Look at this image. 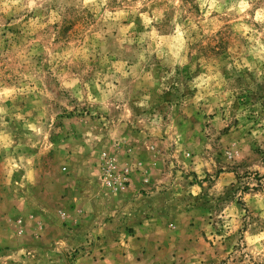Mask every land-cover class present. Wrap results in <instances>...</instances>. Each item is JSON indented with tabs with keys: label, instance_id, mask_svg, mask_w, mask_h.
<instances>
[{
	"label": "rangeland",
	"instance_id": "374dc122",
	"mask_svg": "<svg viewBox=\"0 0 264 264\" xmlns=\"http://www.w3.org/2000/svg\"><path fill=\"white\" fill-rule=\"evenodd\" d=\"M41 4L33 12L48 7ZM217 35L208 47L221 56L230 34ZM64 39L58 25L40 29L27 17L0 28V264H264V88L234 92L229 105L199 99L195 84L181 92L178 81H163L145 100L137 81L101 102L99 88L84 87L88 77L78 84L57 68L62 87L52 75ZM92 208L100 219L130 214L136 223L118 236L109 221L95 247L86 229ZM76 228L83 239L57 240Z\"/></svg>",
	"mask_w": 264,
	"mask_h": 264
},
{
	"label": "clouds",
	"instance_id": "9594fccd",
	"mask_svg": "<svg viewBox=\"0 0 264 264\" xmlns=\"http://www.w3.org/2000/svg\"><path fill=\"white\" fill-rule=\"evenodd\" d=\"M121 2L42 0L41 6L46 3L48 7L35 13L37 0H26L24 4L21 0H0V28L5 23L19 24L26 17L29 25L40 29L58 25L67 39L55 51L57 64L52 75L60 81V72L67 70L78 84L83 82L81 76L88 77L84 87L88 92L90 85L99 88L101 102L113 91L122 92L137 81L146 85L139 90L145 100L153 89L159 93L165 87L163 81H178L181 92L185 84H195L200 89L199 99L213 97L217 104L227 99L229 105L235 99L234 92L247 93L254 88V95H259L264 88V0H193L199 14L189 12L192 3L185 0H135L131 6H120ZM145 6L148 10L141 11ZM129 13L133 19L122 24ZM137 15L143 26L138 39L134 31ZM222 32L230 34L231 46L226 54L217 56L208 45L211 42L216 47L220 39L217 33ZM98 33L102 34L99 38ZM159 37L167 39L161 43ZM224 55L226 58H222ZM71 94L84 98L80 90ZM88 99L97 101L89 95ZM137 104L143 107V101Z\"/></svg>",
	"mask_w": 264,
	"mask_h": 264
},
{
	"label": "crops",
	"instance_id": "0c3cea01",
	"mask_svg": "<svg viewBox=\"0 0 264 264\" xmlns=\"http://www.w3.org/2000/svg\"><path fill=\"white\" fill-rule=\"evenodd\" d=\"M92 192H88L86 195L88 196V198H85V196L84 197H82V203H83V207H85L84 205H89L90 203H92L91 201H90V194H91ZM135 199H137V198H135ZM89 203V204H88ZM131 205H132V203H131ZM130 205V206H131ZM133 205H135V203L133 204ZM129 206V207H130ZM100 207H101V205H100ZM84 209L85 208H83V211H84ZM97 212H99V210H96L95 208H92L91 210H89V211H87V212H85L86 213V216L87 217H89V218H87V220H86V225L89 223V224H91V223H93V225H89V228H86V229H88L89 230V232H88V234L89 235H93V238L95 239V238H98V236H99V239H101L102 238V235H103V233H104V228L105 227H108V226H110V224H109V221H111L112 223H116V222H118V225H120V227L118 228V236L120 235V234H122L123 233V226L124 225H129V226H131V227H134V225H135V217L134 216H132V215H130L129 213V215H119L118 214V216L117 217H115L114 219H108V220H104V218L103 219H100L101 218V216H102V214H98ZM131 212H132V209H131ZM134 212V211H133ZM124 213H127V212H125L124 211ZM93 216V217H92ZM93 218V219H92ZM103 220V221H102ZM102 221V222H101ZM99 222H101V224H94V223H99ZM109 224V225H108ZM81 230L79 229V228H76L75 229V231H73V232H69L67 235H66V237L65 236H63L62 237V235H60V236H58V238H57V240H59V241H61L62 243H66V246H71V245H73V240H80L81 238L83 239V236H84V234H85V232L83 233V235H82V232H80ZM85 231V230H84ZM87 234V233H86ZM66 238V239H65ZM51 240H52V245H54L52 248H53V250L54 249H60V246H55V239H54V237H52L51 238ZM54 240V241H53ZM96 240V239H95ZM44 241H47V240H44ZM97 242L96 243H93L94 245H95V247H97V245H98V243H99V240H96ZM69 244V245H68ZM51 245V246H52ZM36 247H33V248H35V250H37V251H39V250H41L42 252L43 251H45V248H42V245H40L41 247H38V245H35ZM65 246V245H64ZM15 247V246H14ZM20 247H26L25 245H19V246H16L15 247V250L16 249H19ZM62 247V246H61ZM89 247H94L93 245L92 246H89ZM27 249H29V247H27ZM102 251H103V249H102ZM102 260V259H101ZM101 260H100V262L98 263V262H96V261H87L85 264H103L102 262H101Z\"/></svg>",
	"mask_w": 264,
	"mask_h": 264
},
{
	"label": "built area",
	"instance_id": "2783aa9c",
	"mask_svg": "<svg viewBox=\"0 0 264 264\" xmlns=\"http://www.w3.org/2000/svg\"><path fill=\"white\" fill-rule=\"evenodd\" d=\"M108 174L111 175L110 172H108ZM111 178H113V176H111ZM106 183H107L108 185L112 184V180L110 179V177H107V178H106Z\"/></svg>",
	"mask_w": 264,
	"mask_h": 264
}]
</instances>
